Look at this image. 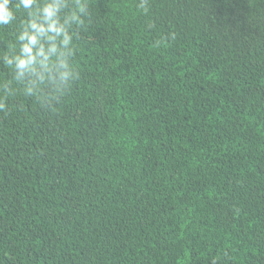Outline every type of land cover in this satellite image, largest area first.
<instances>
[{"label": "trees", "instance_id": "16d2710c", "mask_svg": "<svg viewBox=\"0 0 264 264\" xmlns=\"http://www.w3.org/2000/svg\"><path fill=\"white\" fill-rule=\"evenodd\" d=\"M138 2L88 0L51 105L0 27V264H264V0Z\"/></svg>", "mask_w": 264, "mask_h": 264}, {"label": "clouds", "instance_id": "9594fccd", "mask_svg": "<svg viewBox=\"0 0 264 264\" xmlns=\"http://www.w3.org/2000/svg\"><path fill=\"white\" fill-rule=\"evenodd\" d=\"M136 7L149 12L148 0H139ZM20 12L25 18L17 28V44L2 58L14 81L24 85L25 96L51 105L79 77L72 63V32L83 26L88 0H0V27L12 25ZM0 93V111H6V99L14 95L11 85L0 84Z\"/></svg>", "mask_w": 264, "mask_h": 264}]
</instances>
